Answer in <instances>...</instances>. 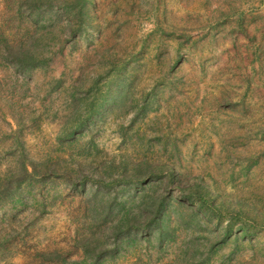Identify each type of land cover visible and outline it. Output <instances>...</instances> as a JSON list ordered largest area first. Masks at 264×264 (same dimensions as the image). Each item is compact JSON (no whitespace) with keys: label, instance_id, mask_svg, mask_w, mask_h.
<instances>
[{"label":"rangeland","instance_id":"rangeland-1","mask_svg":"<svg viewBox=\"0 0 264 264\" xmlns=\"http://www.w3.org/2000/svg\"><path fill=\"white\" fill-rule=\"evenodd\" d=\"M5 43L0 264H264V0H0Z\"/></svg>","mask_w":264,"mask_h":264},{"label":"trees","instance_id":"trees-1","mask_svg":"<svg viewBox=\"0 0 264 264\" xmlns=\"http://www.w3.org/2000/svg\"><path fill=\"white\" fill-rule=\"evenodd\" d=\"M3 55L7 57L11 56L14 59V62L19 65L28 63L34 64V60H36L34 56V48L20 46L14 49L13 47L8 46L6 43L2 45V53L0 52V56ZM80 244L84 254L83 259L70 260L67 258H61L60 264H93L91 262H88V258L90 257V253L95 251V247H90V242L86 241V239H83ZM102 253L103 251H100L99 253H92L93 256H95L94 264H97L98 260L101 258Z\"/></svg>","mask_w":264,"mask_h":264}]
</instances>
